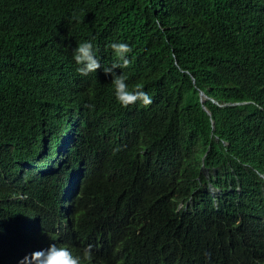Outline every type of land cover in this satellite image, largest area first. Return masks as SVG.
<instances>
[{
	"label": "clouds",
	"instance_id": "obj_1",
	"mask_svg": "<svg viewBox=\"0 0 264 264\" xmlns=\"http://www.w3.org/2000/svg\"><path fill=\"white\" fill-rule=\"evenodd\" d=\"M54 4L32 0L22 8L13 40L0 20L18 78L4 85L0 102V264H230L212 249L222 229L264 264L262 57H249L243 75L238 63L225 69L219 87L235 101L196 87L212 122L200 130L172 117L156 93L158 76L138 78L130 43H109L115 59L102 58L94 25L101 3L64 13ZM153 23L163 31L159 18ZM234 43L240 50L245 41ZM164 95L183 104L172 86ZM208 101L236 106L259 144L246 149L218 129ZM94 180L107 194L119 191L123 214L101 220L85 238L86 223L77 219Z\"/></svg>",
	"mask_w": 264,
	"mask_h": 264
},
{
	"label": "trees",
	"instance_id": "obj_2",
	"mask_svg": "<svg viewBox=\"0 0 264 264\" xmlns=\"http://www.w3.org/2000/svg\"><path fill=\"white\" fill-rule=\"evenodd\" d=\"M64 13L70 5L82 7L100 4L95 13L94 25L100 36V55L103 59H115L106 46L114 41H127L133 48V70L144 76H158L156 93L182 125L210 131L211 116L202 108L198 89H203L214 99L235 101V94L222 92L219 85L227 79L225 69L232 70L238 63L242 75L250 68L249 57L256 53L264 62V29L259 16V4L264 19V0H51ZM32 0H0V20L5 36L15 39L20 32L22 19L16 17L22 8H28ZM159 18L163 31L153 18ZM245 41L241 49L234 48L235 41ZM69 59V58H67ZM178 61V65L176 62ZM16 59L0 39V102L4 85H17ZM192 77L196 84L191 85ZM150 82H146L149 85ZM174 87L183 104L165 99L164 92ZM193 92V93H192ZM87 103L95 105L94 100ZM216 120L218 129L234 133L238 143L246 149L259 144L258 132L238 117L236 106L219 107L206 103ZM4 106L2 111H6ZM119 191L107 194L97 180L85 189L80 200L77 221L86 223L85 235L101 220L123 214L116 206ZM214 255L227 259L230 264H256L254 258L237 244L236 236L222 229L214 233ZM141 262L143 255L137 253Z\"/></svg>",
	"mask_w": 264,
	"mask_h": 264
}]
</instances>
